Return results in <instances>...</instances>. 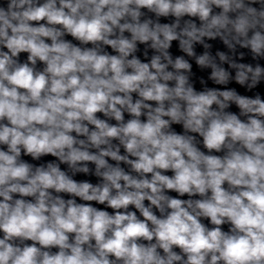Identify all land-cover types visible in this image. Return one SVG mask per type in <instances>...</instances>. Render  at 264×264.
Wrapping results in <instances>:
<instances>
[{
  "label": "clouds",
  "instance_id": "9594fccd",
  "mask_svg": "<svg viewBox=\"0 0 264 264\" xmlns=\"http://www.w3.org/2000/svg\"><path fill=\"white\" fill-rule=\"evenodd\" d=\"M261 85L264 0H0V264H264Z\"/></svg>",
  "mask_w": 264,
  "mask_h": 264
},
{
  "label": "water",
  "instance_id": "95a60500",
  "mask_svg": "<svg viewBox=\"0 0 264 264\" xmlns=\"http://www.w3.org/2000/svg\"><path fill=\"white\" fill-rule=\"evenodd\" d=\"M216 47L219 48L221 46L217 43L216 44ZM171 51L174 54H180L178 52V46H177V43L176 42H174L173 48L171 49ZM198 51H200L199 46H198ZM193 71L196 73L197 77H199L201 75H206V73H201L197 69V67L195 66V64L193 65ZM210 86H211V84H210ZM229 86L230 87H236L238 91H240L242 94H245V90L243 88H241L239 85H236L234 82L232 84H230ZM197 87H199L198 82H197ZM258 90L261 91L262 94H264V85L259 86ZM62 167H64V166H62ZM75 178L78 179V180L90 179L92 182H96V178L95 177H87V176H84L83 174H78ZM173 195H175V194L173 193ZM98 207H103V206H98Z\"/></svg>",
  "mask_w": 264,
  "mask_h": 264
}]
</instances>
